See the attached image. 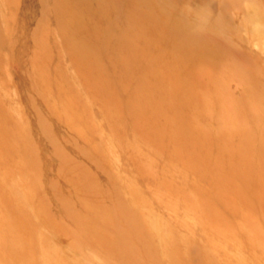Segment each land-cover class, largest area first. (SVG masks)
<instances>
[{"label": "rangeland", "instance_id": "obj_1", "mask_svg": "<svg viewBox=\"0 0 264 264\" xmlns=\"http://www.w3.org/2000/svg\"><path fill=\"white\" fill-rule=\"evenodd\" d=\"M0 264H264V0H0Z\"/></svg>", "mask_w": 264, "mask_h": 264}]
</instances>
